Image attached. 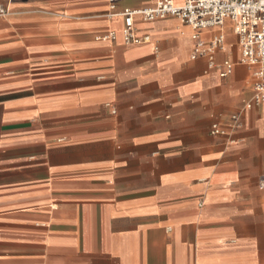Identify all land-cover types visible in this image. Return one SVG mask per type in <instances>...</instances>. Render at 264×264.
Masks as SVG:
<instances>
[{
  "label": "crops",
  "instance_id": "1",
  "mask_svg": "<svg viewBox=\"0 0 264 264\" xmlns=\"http://www.w3.org/2000/svg\"><path fill=\"white\" fill-rule=\"evenodd\" d=\"M152 2L0 0V264H264L251 69L228 24L212 67L175 18L125 45Z\"/></svg>",
  "mask_w": 264,
  "mask_h": 264
},
{
  "label": "built area",
  "instance_id": "2",
  "mask_svg": "<svg viewBox=\"0 0 264 264\" xmlns=\"http://www.w3.org/2000/svg\"><path fill=\"white\" fill-rule=\"evenodd\" d=\"M122 0H108L110 15L115 13V4ZM8 15L0 8V17ZM122 37L125 45H137L143 42L136 36L134 19L143 23L155 20L175 18L191 30L193 49L191 59H206L209 67L214 66L218 52H225L226 41L223 33L228 24L239 47V64L251 69L252 96L245 104V109L264 104V0H153L146 9L124 10ZM213 32L209 38L204 33ZM101 41L114 40L112 32L98 38ZM233 64L224 60L219 77L226 78L232 74ZM241 113L232 115L234 128L239 127ZM213 136H224L226 131L217 124L210 130ZM259 187L264 189V177L259 180Z\"/></svg>",
  "mask_w": 264,
  "mask_h": 264
}]
</instances>
